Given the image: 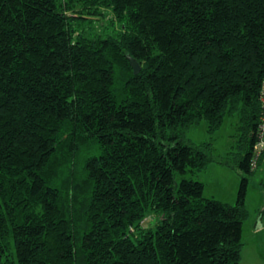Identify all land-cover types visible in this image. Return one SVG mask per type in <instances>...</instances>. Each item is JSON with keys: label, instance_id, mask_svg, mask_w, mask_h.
Segmentation results:
<instances>
[{"label": "trees", "instance_id": "obj_1", "mask_svg": "<svg viewBox=\"0 0 264 264\" xmlns=\"http://www.w3.org/2000/svg\"><path fill=\"white\" fill-rule=\"evenodd\" d=\"M263 80L264 0H0V264H240L248 177L185 136L251 173Z\"/></svg>", "mask_w": 264, "mask_h": 264}, {"label": "rangeland", "instance_id": "obj_2", "mask_svg": "<svg viewBox=\"0 0 264 264\" xmlns=\"http://www.w3.org/2000/svg\"><path fill=\"white\" fill-rule=\"evenodd\" d=\"M94 25L99 29L97 21ZM116 28L111 27V30L114 29V32ZM239 138L240 131L236 118H226L222 127L215 132H209L204 121L190 128L186 132L185 140L193 143L210 142L214 161L206 169L195 174L187 173L185 176L204 181V193L207 197H214L232 205L237 204L243 177H248L245 194L248 215L243 223V241L246 245L250 244L256 222L264 211V151L260 158L254 157L256 164H253V171L246 172L239 166L241 158ZM181 179L182 175L176 174L177 183Z\"/></svg>", "mask_w": 264, "mask_h": 264}, {"label": "crops", "instance_id": "obj_3", "mask_svg": "<svg viewBox=\"0 0 264 264\" xmlns=\"http://www.w3.org/2000/svg\"><path fill=\"white\" fill-rule=\"evenodd\" d=\"M240 264H264V211L256 222L250 244L243 246Z\"/></svg>", "mask_w": 264, "mask_h": 264}, {"label": "built area", "instance_id": "obj_4", "mask_svg": "<svg viewBox=\"0 0 264 264\" xmlns=\"http://www.w3.org/2000/svg\"><path fill=\"white\" fill-rule=\"evenodd\" d=\"M260 100H261V116H260V122L258 126L257 131V137L254 144V153L256 154V157L259 158L261 153L264 151V80L262 82V87L260 91ZM256 164L255 162L253 163Z\"/></svg>", "mask_w": 264, "mask_h": 264}, {"label": "water", "instance_id": "obj_5", "mask_svg": "<svg viewBox=\"0 0 264 264\" xmlns=\"http://www.w3.org/2000/svg\"><path fill=\"white\" fill-rule=\"evenodd\" d=\"M128 58L130 60V63H131V66L133 67L134 72L139 73L141 70V65L138 62V60L132 56H129Z\"/></svg>", "mask_w": 264, "mask_h": 264}]
</instances>
